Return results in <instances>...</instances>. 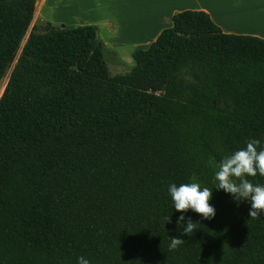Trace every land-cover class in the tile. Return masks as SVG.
Returning a JSON list of instances; mask_svg holds the SVG:
<instances>
[{"label": "trees", "instance_id": "1", "mask_svg": "<svg viewBox=\"0 0 264 264\" xmlns=\"http://www.w3.org/2000/svg\"><path fill=\"white\" fill-rule=\"evenodd\" d=\"M36 1L0 0V264H264V213L207 164L264 149V39L181 10L111 75L97 25L34 23L21 45ZM194 173L216 215L189 210L199 229L169 250L168 186Z\"/></svg>", "mask_w": 264, "mask_h": 264}, {"label": "crops", "instance_id": "2", "mask_svg": "<svg viewBox=\"0 0 264 264\" xmlns=\"http://www.w3.org/2000/svg\"><path fill=\"white\" fill-rule=\"evenodd\" d=\"M47 1L37 0L36 6ZM80 6L95 10L98 26L104 25L110 38L135 47L153 41L172 24L173 14L186 9L204 11L225 33L264 39V0H82Z\"/></svg>", "mask_w": 264, "mask_h": 264}, {"label": "clouds", "instance_id": "3", "mask_svg": "<svg viewBox=\"0 0 264 264\" xmlns=\"http://www.w3.org/2000/svg\"><path fill=\"white\" fill-rule=\"evenodd\" d=\"M261 141L250 138L246 147L235 150L224 156L219 161L215 157H209L207 164L215 169V188L231 194L237 206L241 202H250L249 216L258 218L264 213V184L253 183L248 177L264 176V149L259 148ZM191 182L181 183L179 186L171 183L168 193L171 196L176 211L181 215L177 218V224L183 225L182 236H172L169 250H176L185 243L184 235L192 237L199 229V222L194 221L185 213L189 210L199 214L206 220H211L216 215L215 207L210 203L212 189L202 186L194 173ZM171 217H164L162 223L170 222ZM77 264H91V261L83 255L77 257Z\"/></svg>", "mask_w": 264, "mask_h": 264}, {"label": "rangeland", "instance_id": "4", "mask_svg": "<svg viewBox=\"0 0 264 264\" xmlns=\"http://www.w3.org/2000/svg\"><path fill=\"white\" fill-rule=\"evenodd\" d=\"M80 1L82 0H48L46 5L43 4L42 8L41 4L36 6L35 2L36 8L34 9L35 12L33 14L34 19H32L21 45L34 23L40 24L48 21L60 27L94 24L98 27V38L102 42L103 55L110 74H122L129 71L134 64L131 52L135 47V43L131 41L113 40L115 38H110L111 35L108 32V29L104 25L98 26L97 22L99 21V18L95 14V10H83L80 6ZM86 1L88 0H84V2ZM10 69L11 67L7 69L0 81V94L7 81Z\"/></svg>", "mask_w": 264, "mask_h": 264}, {"label": "water", "instance_id": "5", "mask_svg": "<svg viewBox=\"0 0 264 264\" xmlns=\"http://www.w3.org/2000/svg\"><path fill=\"white\" fill-rule=\"evenodd\" d=\"M24 42H25V40H24ZM24 42H23V43H24ZM23 43H22V44H23Z\"/></svg>", "mask_w": 264, "mask_h": 264}]
</instances>
